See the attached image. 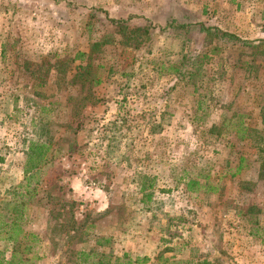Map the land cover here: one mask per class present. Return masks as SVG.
<instances>
[{
	"label": "rangeland",
	"instance_id": "rangeland-1",
	"mask_svg": "<svg viewBox=\"0 0 264 264\" xmlns=\"http://www.w3.org/2000/svg\"><path fill=\"white\" fill-rule=\"evenodd\" d=\"M30 142L44 154L25 172ZM11 254L264 264V0H0Z\"/></svg>",
	"mask_w": 264,
	"mask_h": 264
},
{
	"label": "trees",
	"instance_id": "trees-1",
	"mask_svg": "<svg viewBox=\"0 0 264 264\" xmlns=\"http://www.w3.org/2000/svg\"><path fill=\"white\" fill-rule=\"evenodd\" d=\"M113 23L117 24L119 23L118 21H113ZM197 23L196 27H197V31L199 32H202L203 34H205L206 36L208 37H211V35H218L219 37H230V38H234L235 36L230 34V33H227V32H224V31H221V30H218L215 26H208L204 23H200V22H196ZM180 27H185L186 24H184V22H180L179 24ZM43 154H44V146L43 144L41 143H38V142H30L29 143V146L27 148V154H26V157H27V163L29 164L27 166V168H24V171L27 172L29 169H32V168H36L38 163H39V159H41L43 157ZM242 161V158H239L238 159V164L236 165V171H239L240 170V162ZM196 181L194 180H189L187 182V184H195ZM143 189V185H140L139 186V189L138 190H142ZM206 190H211L213 191L214 188L211 187V186H208L206 188ZM15 211H18V210H15ZM16 232V231H15ZM30 248L31 246L30 245H24V249H23V253L25 252H29L30 251ZM80 255L83 254V255H86L82 252L79 253ZM14 258V254H11V257L9 258L8 261H6L7 264L11 263L12 259ZM17 260H19V258H17ZM98 264H100V262H98ZM197 264H210L209 262H207L206 260H202V261H199L197 262Z\"/></svg>",
	"mask_w": 264,
	"mask_h": 264
}]
</instances>
